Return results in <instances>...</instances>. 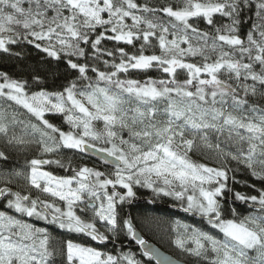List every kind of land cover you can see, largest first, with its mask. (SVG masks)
Instances as JSON below:
<instances>
[{
	"label": "trees",
	"instance_id": "16d2710c",
	"mask_svg": "<svg viewBox=\"0 0 264 264\" xmlns=\"http://www.w3.org/2000/svg\"><path fill=\"white\" fill-rule=\"evenodd\" d=\"M110 1V8L94 16L90 2L89 10L82 12L68 0H0V75L22 85L27 93L56 94L72 89L86 94L102 87L114 95L122 109H154L153 98L137 95L140 87L150 83L168 93L174 89L203 92L202 97L186 94L181 103L194 100L196 112L198 107L214 106L220 114L217 128L209 125L203 132H195L180 118L171 124L176 125L172 133L177 139L171 146L193 164L222 173L208 186L217 190L214 195L222 201V219L251 216L264 224V209L260 208L264 207V149L251 146L256 145L254 138L243 139L220 126L232 109L256 122L264 120V0ZM219 80L234 89L219 86ZM211 83L215 86L207 90ZM42 118L18 101L1 96L0 190L9 187L12 191L0 196V212L7 211L19 221L45 230L46 264H72L70 242L101 247L115 256V264H155L131 240V230L125 224L128 217L147 238L178 259L217 264L174 250L159 240L161 235L146 228L144 223L150 218L176 219L206 233L226 236L216 223L187 206L184 186H170L138 172L126 180V188L106 187L116 201L117 225L112 230L80 223L107 239L103 242L68 221L48 217L42 223L41 216L16 211L11 205L16 201L14 191L46 202L30 185L31 171L37 166L60 177H76L90 170L99 176V183L114 177L119 182L124 179L122 175L110 176L117 168L104 166L80 148L63 143L61 131L77 133L66 112L45 109ZM134 119L116 123L111 129L114 136L95 125L97 140L91 144L118 155H123L120 141L139 152L148 150L136 136L137 131H144L145 120ZM124 154L131 158L130 153ZM130 201L135 203L128 207Z\"/></svg>",
	"mask_w": 264,
	"mask_h": 264
},
{
	"label": "rangeland",
	"instance_id": "374dc122",
	"mask_svg": "<svg viewBox=\"0 0 264 264\" xmlns=\"http://www.w3.org/2000/svg\"><path fill=\"white\" fill-rule=\"evenodd\" d=\"M68 1L74 7L81 8L82 12H87L91 3L94 16L112 5L110 0ZM214 86L215 83H211L207 90ZM139 94L153 98L156 107L154 109H144L141 106L123 107V102L119 101L123 105L122 109L118 107L114 95L102 87H97L86 94H77L72 89L56 94L43 91L27 93L22 85L0 75V98L6 95L41 118L45 109L66 112L69 115V120L77 133L60 132L63 143L69 146L81 149L83 143L91 144L96 141L95 125L114 136L111 129L116 123L137 120L134 117L145 120L146 126L142 127L144 131H137L136 136L149 149L139 152L126 142L120 141L123 155L113 153L120 156L124 164L119 167L121 169L117 168L111 172L110 176L122 175L123 181L119 182V179L114 177L110 178L111 181L107 179L100 184L99 176L91 174L90 170L78 173L76 177H60L37 166L31 171L30 185L40 191L47 202L46 205L59 215L79 223L90 222L94 228L106 232L117 225L115 195H110L106 187L115 184L126 188V180L131 178L133 172L170 186H184L182 189L186 194L188 207L196 209L201 217H216L218 213L215 206L219 199L214 194L217 190L214 191L208 186L216 183L217 176L222 173L214 167L193 164L179 155L171 146L177 140L172 133L176 125L171 124L183 118L195 132L198 130L203 132L204 127L209 125L217 128L216 120L220 119L218 110L214 106L210 109L206 107L205 110L198 107L199 111L196 112L194 108L197 104L194 100L189 99L181 103L186 94L204 96L200 91L190 93L189 90L174 89V92L168 93L161 86L157 87L150 83L140 87L137 91V95ZM233 111L232 109L224 116L221 128L243 139H248V136L254 138L256 145L251 146L264 149V120L256 122L249 116H240ZM95 122L97 124H94ZM134 126L137 127V124ZM182 137L181 135L180 138ZM124 153H130L131 158ZM91 202L95 205L93 209L88 207ZM11 205L18 212L46 219L42 214L39 215L33 206H26L17 201ZM144 225L161 235L159 240L176 251L199 255L217 264H264V224L251 216L222 219L216 223V227L221 228L231 241L226 236L206 233L176 219L172 222L150 218ZM46 246L47 235L43 228L28 225L13 215L0 212V264H46ZM68 258L72 264L116 262L115 256L105 252L101 247L78 242L69 243Z\"/></svg>",
	"mask_w": 264,
	"mask_h": 264
},
{
	"label": "water",
	"instance_id": "95a60500",
	"mask_svg": "<svg viewBox=\"0 0 264 264\" xmlns=\"http://www.w3.org/2000/svg\"><path fill=\"white\" fill-rule=\"evenodd\" d=\"M219 86L225 87V88H230L231 91L234 89L229 83H226L224 81L219 80L217 82ZM82 153L96 161L101 162L104 166L111 167V168H119L124 164V160L121 159L120 156L110 153L107 150H103L95 145H92L90 143H84L82 145ZM44 162V161H43ZM7 191H12L11 188L9 187H4L0 190V196L5 194ZM14 194L17 198L20 199L21 202H29L30 200H33L35 204H39V201L36 198H33L32 196L27 197H22L20 194L16 191H14ZM134 202V201H133ZM222 204V201L219 200L215 206V210L218 213V216L215 218L212 217H205L207 220L211 222H217L222 218V212L220 210V205ZM94 203H89V208L93 209L94 208ZM44 210L47 212V214L50 215L51 219L54 221H68L70 223H75V221L68 219V218H63L60 216H54L51 215L49 210L45 207H43ZM264 209V207H260ZM127 224L128 226L132 229V234H131V240L134 242L138 243L140 250H142V253L145 255L149 256L150 259L153 261L155 264H190L187 263L183 260L178 259L175 257L173 254L170 252L166 251L162 247H160L158 244L153 242L152 240L148 239L145 237V235L140 232L139 229L135 227V225L132 223L130 217L127 219ZM86 231H89V229L85 228ZM98 239H101L100 236H98Z\"/></svg>",
	"mask_w": 264,
	"mask_h": 264
},
{
	"label": "flooded vegetation",
	"instance_id": "af4514ba",
	"mask_svg": "<svg viewBox=\"0 0 264 264\" xmlns=\"http://www.w3.org/2000/svg\"><path fill=\"white\" fill-rule=\"evenodd\" d=\"M13 193V192H12ZM15 196V195H14ZM27 197V196H26ZM15 198H16V201L17 202H19V203H22V204H32L31 206H33L35 209H38V211L40 210L41 211V214H42V216H45L46 218H48V217H50V215L49 214H47V212L44 210V208L43 207H45V208H47L48 210H49V208H48V205H46V202L44 201V202H40L39 200V204L37 205V204H35L34 203V201L33 200H30L28 203L27 202H21L20 201V199L19 198H17L16 196H15ZM141 200V199H140ZM138 201V200H137ZM135 202H133V201H130V203H126L127 204V206L129 207V205L130 204H134ZM177 208V207H176ZM1 212H4V213H7V211H1ZM49 212L51 213V211L49 210ZM8 214V213H7ZM51 215H54V214H52L51 213ZM28 216V215H27ZM50 219H51V217H50ZM46 221H47V219H44L43 221H42V223H46ZM72 225H74L76 228H78V229H80V230H84V232L87 234V235H89V237L91 236V237H93L96 241H101V242H103V241H106L107 239H105L101 234H99L98 232H95L94 230H91V229H89V228H87V227H84L82 224H80L78 221H76V223H71ZM125 224H127V222L125 223ZM128 225V224H127ZM129 227V226H128ZM85 228H87V229H89V231H86L85 230ZM130 228V227H129ZM130 230H131V234H132V229L130 228ZM98 236H100L101 237V239H98ZM146 237V236H145ZM149 239V238H148ZM151 240V239H150ZM153 241V240H152ZM136 246H138L139 247V245H138V243H137V245Z\"/></svg>",
	"mask_w": 264,
	"mask_h": 264
}]
</instances>
